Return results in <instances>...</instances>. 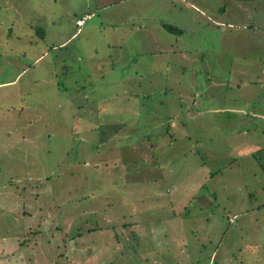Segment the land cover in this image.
Instances as JSON below:
<instances>
[{
  "label": "rangeland",
  "instance_id": "rangeland-1",
  "mask_svg": "<svg viewBox=\"0 0 264 264\" xmlns=\"http://www.w3.org/2000/svg\"><path fill=\"white\" fill-rule=\"evenodd\" d=\"M0 83V264H264V0H0Z\"/></svg>",
  "mask_w": 264,
  "mask_h": 264
},
{
  "label": "trees",
  "instance_id": "trees-1",
  "mask_svg": "<svg viewBox=\"0 0 264 264\" xmlns=\"http://www.w3.org/2000/svg\"><path fill=\"white\" fill-rule=\"evenodd\" d=\"M165 26L167 27V28H166L167 30H170V31H171V30H174L173 27H171L170 25H168V26L165 25Z\"/></svg>",
  "mask_w": 264,
  "mask_h": 264
},
{
  "label": "crops",
  "instance_id": "crops-1",
  "mask_svg": "<svg viewBox=\"0 0 264 264\" xmlns=\"http://www.w3.org/2000/svg\"><path fill=\"white\" fill-rule=\"evenodd\" d=\"M1 84V83H0Z\"/></svg>",
  "mask_w": 264,
  "mask_h": 264
}]
</instances>
